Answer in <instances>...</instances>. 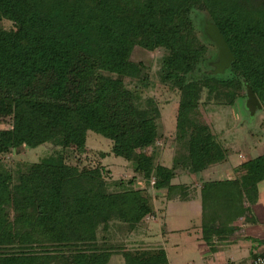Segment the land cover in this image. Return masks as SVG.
I'll return each mask as SVG.
<instances>
[{
    "label": "trees",
    "instance_id": "obj_1",
    "mask_svg": "<svg viewBox=\"0 0 264 264\" xmlns=\"http://www.w3.org/2000/svg\"><path fill=\"white\" fill-rule=\"evenodd\" d=\"M194 11L232 55L222 74H213L218 47L200 40ZM134 48L161 51L159 82L178 97L170 166L160 111L140 97L148 70L131 60ZM248 91L264 108V0H0V264H169L163 248L125 251L109 244L112 233L149 218L163 233L168 205L195 195L212 252L214 242L263 243L239 224L256 223L264 153L234 168L232 180L204 177L229 162V149L202 110L246 102ZM91 133L111 143L95 167ZM46 145L72 153L6 159ZM111 156L134 176L108 180Z\"/></svg>",
    "mask_w": 264,
    "mask_h": 264
},
{
    "label": "rangeland",
    "instance_id": "obj_2",
    "mask_svg": "<svg viewBox=\"0 0 264 264\" xmlns=\"http://www.w3.org/2000/svg\"><path fill=\"white\" fill-rule=\"evenodd\" d=\"M192 20L200 40L209 45L211 38L208 33L209 26L206 14L194 11L192 13ZM208 51L211 55L217 54L218 52L211 46L208 47ZM161 55L162 53L159 50L150 53L140 48H134L131 54V60L143 63L148 70V87L140 97L142 99H153L160 111L159 125L163 128L165 141L159 142V145H163V163L170 166V145L175 131L178 97L173 92H169L159 82L158 60ZM223 69L217 71L216 66H214L213 74H222ZM246 103L247 101L227 107L213 105L202 110L205 121L218 134L224 146L229 149V162L213 168L217 169V171H214V174L211 176L205 173L210 180H232L235 176L233 172L234 168L243 161L255 158L257 155L264 153V108H256L253 112L247 107ZM110 147V142L91 133L88 138L86 153L88 154V166L95 167L99 159L97 153H107ZM58 151L66 154L68 150L63 152L61 149H55L50 145H46L35 150H21V154L10 155L6 159L27 163H39L54 153L59 154ZM68 152L72 153L71 151ZM67 162H73L72 156ZM103 163L108 180L127 181L135 174L131 165L120 158L111 156L103 161ZM139 179L141 178L138 177L137 180ZM138 185L142 184L137 183L135 187H138ZM260 195V204L264 205V184L260 186ZM163 203V201L157 202L158 209L164 206ZM199 208L196 203H192L191 205L177 202L170 203L167 207L166 226L163 233L160 232L159 234V219L149 218L132 233L127 234L124 228L115 227L112 233L113 239L109 244L118 246L121 249L123 248L122 250L125 251L163 248L166 251L169 264H201L202 261L199 260L200 253L202 252L199 246L201 242L198 241V233L192 230L194 224L191 220H194V215H197ZM186 228L190 229L188 234L185 231ZM171 230L179 232L175 233ZM176 244L178 245L177 249H175ZM214 255L224 258L230 255V251L223 249L221 254ZM220 260L219 258L218 261Z\"/></svg>",
    "mask_w": 264,
    "mask_h": 264
},
{
    "label": "crops",
    "instance_id": "obj_3",
    "mask_svg": "<svg viewBox=\"0 0 264 264\" xmlns=\"http://www.w3.org/2000/svg\"><path fill=\"white\" fill-rule=\"evenodd\" d=\"M214 171H217V169L212 168L206 171L205 173L211 176L214 174ZM204 177L208 179L207 175H204ZM177 181L183 184H188V178L185 176L181 177ZM260 201H261V195L259 194L258 202L253 206V213H254V217L256 218V223L245 224V225L239 224V225H242V228L244 229V236L246 238L248 237L255 240L258 239L259 241H264V205L260 204ZM192 203L193 204L196 203L198 207H200L198 209L197 215H194V220L193 219L191 220L193 221L194 224V225L192 224L193 225L192 230L198 233L199 236L198 241L201 242V245H199L200 249H202V252L200 253V257H199V260L202 261L201 264H208V263L250 264V260L252 257L251 254L254 253V251H257L258 253L261 254L264 253V242L253 245V242L247 239L228 241V242H215V244H213L214 251L212 252V250H210L209 247L206 246V244L201 240V202L200 199L198 198V195H195L194 200L187 202L185 204L191 205ZM189 230H190L189 228L185 229L187 234ZM172 232L177 233L179 231H172ZM177 247L178 245L176 244L175 249H177ZM223 249L230 251V255L224 258L214 255V254H218V255L221 254ZM219 258L221 259L220 261H218Z\"/></svg>",
    "mask_w": 264,
    "mask_h": 264
},
{
    "label": "water",
    "instance_id": "obj_4",
    "mask_svg": "<svg viewBox=\"0 0 264 264\" xmlns=\"http://www.w3.org/2000/svg\"><path fill=\"white\" fill-rule=\"evenodd\" d=\"M208 33L218 47L219 63L216 65V69L218 71L223 69L231 61L232 55L217 29L212 26H209ZM246 104L247 107L253 112L256 108L260 107L257 98L251 91H248V99Z\"/></svg>",
    "mask_w": 264,
    "mask_h": 264
},
{
    "label": "built area",
    "instance_id": "obj_5",
    "mask_svg": "<svg viewBox=\"0 0 264 264\" xmlns=\"http://www.w3.org/2000/svg\"><path fill=\"white\" fill-rule=\"evenodd\" d=\"M251 264H264V254H258L252 261Z\"/></svg>",
    "mask_w": 264,
    "mask_h": 264
}]
</instances>
